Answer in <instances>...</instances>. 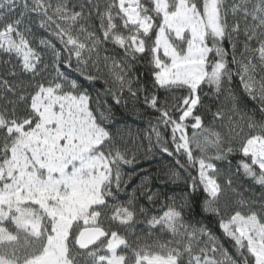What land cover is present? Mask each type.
<instances>
[{"label": "snow or ice", "instance_id": "6c2138e0", "mask_svg": "<svg viewBox=\"0 0 264 264\" xmlns=\"http://www.w3.org/2000/svg\"><path fill=\"white\" fill-rule=\"evenodd\" d=\"M109 96L187 173L159 214ZM0 264H264V0H0Z\"/></svg>", "mask_w": 264, "mask_h": 264}, {"label": "trees", "instance_id": "16d2710c", "mask_svg": "<svg viewBox=\"0 0 264 264\" xmlns=\"http://www.w3.org/2000/svg\"><path fill=\"white\" fill-rule=\"evenodd\" d=\"M38 34L40 36L48 35L42 30L39 31ZM57 46L59 47V45ZM109 47L111 48L110 45ZM137 67L142 79L148 80L150 84V77L144 75L146 65L141 64ZM97 90L103 94V85H95V88L92 89L93 95H95ZM160 94H164L163 90H161ZM105 99H107L108 103L112 106V110L115 115L114 123L110 125V127H112L114 130L117 127L130 130L132 132V136L126 137L125 143L132 151H136L137 155L141 157L138 163H135L131 166L125 165L123 167L124 174L132 175V179L128 183L127 191L120 194V199L122 201L127 199L129 192L133 188L140 189L142 184H147L153 191L159 189L162 194L161 198L154 204L150 205L144 196L141 195L138 203L148 208L151 214H159L164 210V206L167 203L169 197H175L179 201L185 193L190 191L188 184L185 183V180H187V173H185L183 169H178L181 173L180 179L176 181L170 180L168 176V170L177 169L178 166L175 165L174 157H169L167 154L161 152L158 147L153 149L151 156L144 158V153L146 152L148 144L147 139H145V133L149 130V122H154L157 114L143 103L142 96L135 101L128 98V104L126 106L116 105L110 96L105 97ZM248 106L251 107V102L248 103ZM240 158V156L231 157L233 166H235L237 160ZM192 174H196L195 170H192ZM145 177L148 179L145 180ZM165 180H168V183H164L163 181ZM241 182L247 186L248 182ZM256 191L259 192L258 186L256 187ZM190 199L193 201V207L191 211L196 213L195 218L202 220L203 223H205L214 233H216L217 236H220L221 239H225L223 237V233L219 229L216 218L208 217L201 211L200 203L202 202V196L196 195ZM185 211L188 212L189 210L185 209ZM142 227V225L138 226V228ZM225 244L230 248L226 239Z\"/></svg>", "mask_w": 264, "mask_h": 264}]
</instances>
